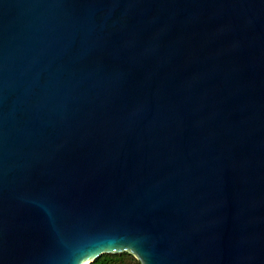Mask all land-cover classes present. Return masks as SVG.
I'll return each mask as SVG.
<instances>
[{"label": "water", "instance_id": "obj_1", "mask_svg": "<svg viewBox=\"0 0 264 264\" xmlns=\"http://www.w3.org/2000/svg\"><path fill=\"white\" fill-rule=\"evenodd\" d=\"M264 264V0H0V264Z\"/></svg>", "mask_w": 264, "mask_h": 264}, {"label": "trees", "instance_id": "obj_2", "mask_svg": "<svg viewBox=\"0 0 264 264\" xmlns=\"http://www.w3.org/2000/svg\"><path fill=\"white\" fill-rule=\"evenodd\" d=\"M92 264H141V262L130 253L105 254Z\"/></svg>", "mask_w": 264, "mask_h": 264}]
</instances>
